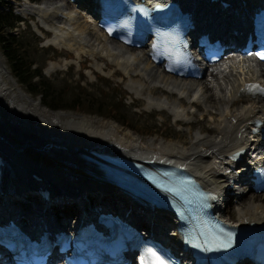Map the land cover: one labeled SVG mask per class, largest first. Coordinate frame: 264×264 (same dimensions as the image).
I'll return each instance as SVG.
<instances>
[{
  "label": "bare ground",
  "instance_id": "bare-ground-1",
  "mask_svg": "<svg viewBox=\"0 0 264 264\" xmlns=\"http://www.w3.org/2000/svg\"><path fill=\"white\" fill-rule=\"evenodd\" d=\"M90 1L92 10L97 5L92 0L77 2L88 5ZM188 1H194L200 6L202 4L201 0ZM251 2L253 0H233L234 9L227 14H217L218 18L229 17L232 18L231 22L239 24L244 21L245 10ZM29 3L25 12L36 15L38 22L53 34L48 39V44L74 51L80 57L88 54L95 60L106 59L110 64L116 65L119 69L114 73H120L122 79L131 81L128 84L130 90L144 97L146 108L168 109L176 122L188 123L191 127L195 121H190V117L194 118L196 114L209 117L212 119V127L200 126L201 132L209 134L203 137L196 135L192 141L182 145L171 143L158 148L143 147L136 134L129 130L121 132L122 129L116 124L99 122L92 116L56 112L54 122H47L42 116V111L32 110L31 105L27 106L29 108L10 113L0 106V154L6 157L9 163L0 185L17 190L16 195L7 199L12 206L20 208L28 204L32 197L41 207H46L48 211L52 209L50 212L72 215L70 221L73 223L77 214L75 212L79 211L80 207L85 208L90 204L104 207L107 204L104 195L113 193L121 195L122 200L128 202L127 205L130 206H125L126 211L132 210L137 215H145V220L153 224L156 230L159 231L165 224H170V227L176 230V219L157 209L152 211L145 208L129 193L121 191L115 183L107 180L104 172L86 157L99 159L97 153L108 154L122 156L149 167L159 164L175 166L189 172L213 198L223 195L234 184L248 179L249 164L264 161V154L260 151L255 160H251L249 155L250 152L253 154L259 145V140L252 135V130L255 121L264 124V99L258 95L252 96L254 94L246 93L244 89L248 84L264 89V64L254 67L248 61L230 57L213 65L210 75L215 83L212 86L202 82L206 75L201 80L176 78L154 65L144 50L122 46L108 39L101 31L100 36L89 37V26L80 24L79 16L76 11L69 9L67 2L46 0L45 4L41 5ZM214 7L219 8L218 4H214ZM199 9L201 7L198 6ZM88 12L90 13L89 9ZM64 65L51 61L46 69L51 73ZM95 66L104 71L100 63ZM6 77V71L0 67L3 104L10 102L8 90L11 86ZM199 83L202 86L197 89ZM157 93L162 95L155 97ZM190 93L193 96L186 99ZM174 94H178L179 98H172ZM195 102L199 106H203L201 102H204V106L208 104L209 108L206 110L205 107L203 112L197 109L194 114L189 108L195 107ZM236 104H239V107ZM205 148L209 149L208 153L204 151ZM230 154H233L235 159H229ZM247 158L251 161L246 164ZM206 160L208 162L204 164ZM246 167L248 170L243 171ZM33 175L41 176L42 181L39 182H49L53 187L49 203L41 202L35 194L37 186L33 184ZM249 193L251 189L246 193L237 192L234 198L240 196V200L235 201L236 204ZM230 198V195L225 198V207L231 201ZM247 199L249 203L237 208L234 218L227 219L232 226L264 224V195L256 197L254 194ZM3 201L0 197V203ZM214 205L219 207L218 203ZM218 212L224 216L222 208L218 209ZM131 214L135 217L134 213ZM169 235L175 250L179 248L181 255L187 257L188 251L182 249L180 236L174 231H170Z\"/></svg>",
  "mask_w": 264,
  "mask_h": 264
},
{
  "label": "rangeland",
  "instance_id": "rangeland-1",
  "mask_svg": "<svg viewBox=\"0 0 264 264\" xmlns=\"http://www.w3.org/2000/svg\"><path fill=\"white\" fill-rule=\"evenodd\" d=\"M34 1L36 2L34 3L35 5L45 4L46 2V0ZM29 2V0H14L13 2L15 11H17L23 18V20L18 23V27L15 29V32L20 35L21 42L25 47L23 48L25 56L28 57L29 60L36 63V67L42 69V74L44 77H46L55 88H65L63 96L68 98L78 93L81 94V97H86V101H83L84 104L82 108H88L87 99H91L92 96L94 99L93 101L95 102L110 101L115 96L125 97V119L129 122L130 126L123 125L122 123H119L113 119L105 118L104 116L94 112L52 110L46 107L40 101V96L30 93L25 85L18 82L12 73L10 62L2 53L0 48V67H3L6 71V81L10 82L11 86L8 90L10 102L3 104V101L1 100V95H3V93L0 92V106L3 109H6L8 113L21 110L22 108H29L27 106L31 105L32 110L34 109L36 112L42 111V116L45 120H47V122H54V114L56 112H68L77 115L92 116L95 117L99 122H112L116 124L120 130L122 129L121 132L129 130L136 134V136L140 138L141 145L143 147L152 146L154 148H158L167 146L171 143H178L182 145L185 142L192 141L196 135H201L203 137L209 134L208 132H201L199 129L200 126L205 128L212 127V119L209 117H203L198 114H196L194 118L188 117L190 121H195L194 126L191 127L188 123L185 124L176 122L177 120L168 109L153 107L149 109L146 108L145 100L143 99L144 97L138 96L130 90L128 84H130L131 81L122 79L120 73H114L119 68L114 64H110L106 59L95 60L88 54L82 55L80 57L77 56L74 51L65 48L59 49L57 46L48 44L47 41L50 37H52L53 34L49 31L46 32V28H44L41 23L38 22L39 19L36 15L25 12V8L28 6ZM69 9L74 12L76 11L81 25L84 24L89 26L91 31L90 34H88L89 37H93V35L100 36V30L96 28L94 23L91 22V18L85 10L76 8L73 5L71 6V4L69 5ZM51 61H58L60 63H64L65 65L63 68L49 73L46 68ZM98 63L104 67V71L98 70L96 68L95 65ZM34 80H39V77H35ZM202 82L212 86L215 83V80L209 73L204 78V80H202ZM201 86L202 84L199 83L197 85V89H200ZM161 95L162 93H157L155 97ZM189 96H193V94H188L186 99H189ZM172 98H179V95L174 94ZM193 101L194 98L191 104ZM201 104L203 106H199L195 102V107H190L189 110L194 114L197 112V109H199L200 112H203L206 107L207 110L208 104H206V106H204V102H201ZM236 105L239 107V104ZM95 106L96 105L90 108H95ZM92 110L94 111L95 109ZM146 132H151L152 135L147 137L145 135ZM210 136H214V134H210ZM204 151L208 153L209 149ZM207 160L204 162V164L208 162ZM218 165L216 167H218ZM245 189L246 188L244 186L233 185L228 188V191L220 196V198H226L227 195L231 196V201L228 203L227 207H223L225 219L234 218L235 210L247 205L249 203V199L247 198H249L251 195L255 194L256 197H262L264 195V193L256 194L251 191V193L244 197V199L240 201L239 204H236L234 199L235 194ZM224 202L225 201L221 203L224 205ZM226 203L227 201L225 204Z\"/></svg>",
  "mask_w": 264,
  "mask_h": 264
},
{
  "label": "trees",
  "instance_id": "trees-1",
  "mask_svg": "<svg viewBox=\"0 0 264 264\" xmlns=\"http://www.w3.org/2000/svg\"><path fill=\"white\" fill-rule=\"evenodd\" d=\"M13 2L14 0H0V48L10 62L12 73L18 82L25 85L30 93L40 96V101L52 110L94 112L128 126L129 122L125 119L124 111L125 97L115 96L110 101L95 102L92 96L91 99H87L88 108H82L86 97H81V94L77 93L66 98L63 96L64 87L55 88L44 77L42 69L36 67V63L29 60L24 54L23 48L25 47L21 42L20 35L15 32L18 23L23 19L15 11ZM35 77H39V80H34ZM94 105H96L95 108H90ZM145 135L148 137L152 134L146 132Z\"/></svg>",
  "mask_w": 264,
  "mask_h": 264
},
{
  "label": "snow or ice",
  "instance_id": "snow-or-ice-1",
  "mask_svg": "<svg viewBox=\"0 0 264 264\" xmlns=\"http://www.w3.org/2000/svg\"><path fill=\"white\" fill-rule=\"evenodd\" d=\"M151 260L148 262V264H165V261L160 257L155 255V253H151Z\"/></svg>",
  "mask_w": 264,
  "mask_h": 264
}]
</instances>
